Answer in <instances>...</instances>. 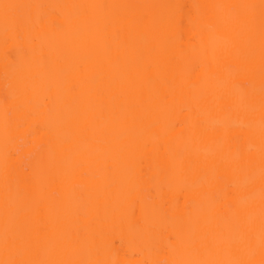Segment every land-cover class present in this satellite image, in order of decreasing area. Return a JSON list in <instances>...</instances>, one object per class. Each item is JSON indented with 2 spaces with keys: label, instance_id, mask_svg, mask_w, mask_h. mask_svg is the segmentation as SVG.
Segmentation results:
<instances>
[{
  "label": "bare ground",
  "instance_id": "1",
  "mask_svg": "<svg viewBox=\"0 0 264 264\" xmlns=\"http://www.w3.org/2000/svg\"><path fill=\"white\" fill-rule=\"evenodd\" d=\"M0 264H264V0H0Z\"/></svg>",
  "mask_w": 264,
  "mask_h": 264
}]
</instances>
